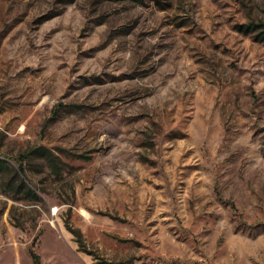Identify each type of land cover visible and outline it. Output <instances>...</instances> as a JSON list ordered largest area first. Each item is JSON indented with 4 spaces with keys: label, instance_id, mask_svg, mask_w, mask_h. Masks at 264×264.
<instances>
[{
    "label": "rangeland",
    "instance_id": "rangeland-1",
    "mask_svg": "<svg viewBox=\"0 0 264 264\" xmlns=\"http://www.w3.org/2000/svg\"><path fill=\"white\" fill-rule=\"evenodd\" d=\"M250 22L264 0H0V264H264Z\"/></svg>",
    "mask_w": 264,
    "mask_h": 264
},
{
    "label": "trees",
    "instance_id": "trees-1",
    "mask_svg": "<svg viewBox=\"0 0 264 264\" xmlns=\"http://www.w3.org/2000/svg\"><path fill=\"white\" fill-rule=\"evenodd\" d=\"M240 29L245 32V33H255L257 31H259L258 35H257V38L261 39V38H264V23H254V22H250L248 24H244L240 27ZM43 154L45 155V157L47 158L48 162H50V164L52 165L53 168H56V155L51 151L49 150L48 148L46 147H37V148H33V149H30L29 151H27L25 154H24V157H27L28 155L30 154ZM27 155V156H26ZM9 168L6 166V163L5 161L1 160L0 159V171L2 170H8ZM13 171L14 173V176L19 178V172L21 173H25V167H24V160H22L20 163H19V169L18 170H11ZM17 192H22V191H25L26 193L30 194L33 198H37V194L36 192L32 191L31 188H29L25 181L23 179L20 178V182L17 184ZM79 237L82 238V234L81 232H77ZM32 254V257L34 259V263L35 264H41V261H40V257L34 252L32 251L31 252Z\"/></svg>",
    "mask_w": 264,
    "mask_h": 264
}]
</instances>
